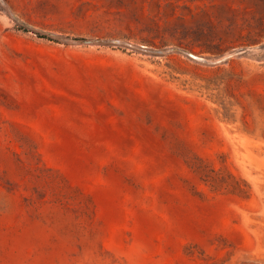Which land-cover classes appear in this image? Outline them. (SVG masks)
<instances>
[{"label":"rangeland","instance_id":"rangeland-1","mask_svg":"<svg viewBox=\"0 0 264 264\" xmlns=\"http://www.w3.org/2000/svg\"><path fill=\"white\" fill-rule=\"evenodd\" d=\"M0 264H264V0H0Z\"/></svg>","mask_w":264,"mask_h":264},{"label":"water","instance_id":"water-1","mask_svg":"<svg viewBox=\"0 0 264 264\" xmlns=\"http://www.w3.org/2000/svg\"><path fill=\"white\" fill-rule=\"evenodd\" d=\"M44 35H47V36H50V37L55 38L57 40H60L62 42L71 43V44L121 45V46H127L130 48H133V49L138 50V51L147 52L150 54H165L168 52L176 51V52H181V53L185 54L186 56H188L189 58H191L197 62H201V63H205V64H217V63L225 61L230 56L239 55V54L247 51L245 49H237V50L229 51L228 53L223 54V55L206 56L205 57L202 55H196V54H194V53H192L186 49L178 48V47H169V48H164V49H159V50L147 49L143 46L132 45V44H130L124 40H121V39H74V38L54 35L51 33H44Z\"/></svg>","mask_w":264,"mask_h":264},{"label":"bare ground","instance_id":"bare-ground-1","mask_svg":"<svg viewBox=\"0 0 264 264\" xmlns=\"http://www.w3.org/2000/svg\"><path fill=\"white\" fill-rule=\"evenodd\" d=\"M206 57V56H205Z\"/></svg>","mask_w":264,"mask_h":264}]
</instances>
